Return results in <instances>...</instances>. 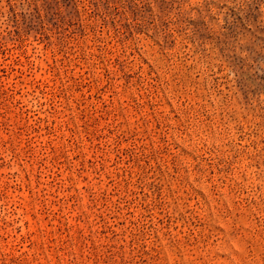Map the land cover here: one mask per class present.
I'll return each mask as SVG.
<instances>
[{
    "label": "rangeland",
    "instance_id": "374dc122",
    "mask_svg": "<svg viewBox=\"0 0 264 264\" xmlns=\"http://www.w3.org/2000/svg\"><path fill=\"white\" fill-rule=\"evenodd\" d=\"M0 264H264V0H0Z\"/></svg>",
    "mask_w": 264,
    "mask_h": 264
}]
</instances>
